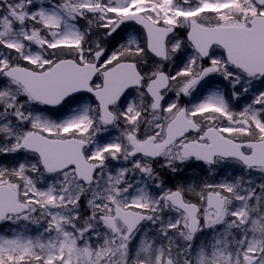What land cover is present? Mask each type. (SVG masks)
<instances>
[{"label": "snow or ice", "instance_id": "obj_1", "mask_svg": "<svg viewBox=\"0 0 264 264\" xmlns=\"http://www.w3.org/2000/svg\"><path fill=\"white\" fill-rule=\"evenodd\" d=\"M0 264H264V0H0Z\"/></svg>", "mask_w": 264, "mask_h": 264}]
</instances>
